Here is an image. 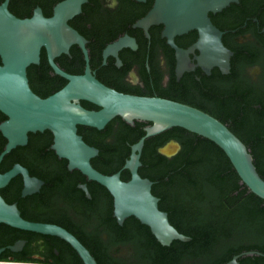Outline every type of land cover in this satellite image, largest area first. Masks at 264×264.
Listing matches in <instances>:
<instances>
[{
    "label": "water",
    "instance_id": "water-1",
    "mask_svg": "<svg viewBox=\"0 0 264 264\" xmlns=\"http://www.w3.org/2000/svg\"><path fill=\"white\" fill-rule=\"evenodd\" d=\"M86 1L61 0L54 5L50 16H45L41 7L36 6L32 15L24 18L9 11V0L0 3V111L6 116L0 122V133L6 139L0 152V162L13 148L27 144L29 132L49 130L52 133L50 148L59 158L67 160L68 169L79 170L88 180L108 190L112 196L113 214L119 225L125 218L133 216L148 226L159 243L169 245L175 239L189 241L191 238L170 224L167 212L158 207L159 198L151 192L152 181L141 177L138 168L145 138L170 127H182L214 142L225 153L241 182L264 200V179L258 174L249 149L220 120L199 108L171 99L117 91L96 78L89 65L86 38L68 24V20L81 12V6ZM237 1L153 0L152 7L134 26L147 32L150 25L163 24V35L178 56L182 51L174 44L173 37L197 29L200 41L206 43L204 57L210 66L217 65L225 73L229 66L228 51L222 45L220 32L211 23L208 13L219 11L230 2ZM72 44L79 46L84 57L85 67L81 74L68 73L54 61L60 54H68ZM124 46L135 48L134 38L125 35L107 44L103 56L116 55ZM42 48L50 67L66 80L60 89L46 97H40L31 89L27 76V67L39 63ZM81 100L96 105L98 109L83 107ZM117 116L130 124L134 120L151 122L145 127L144 135L130 147L129 157L122 166L130 173L126 181L120 178V170L104 174L95 169L90 160L98 154V149L87 144L77 133L78 125L101 130ZM179 148V143L171 140L157 151L169 157ZM17 175H21L23 180L21 196L37 192L43 183L31 176L26 167L15 163L8 170L0 172V189ZM79 188L90 197L86 184H80ZM0 223L57 236L76 251L84 264H98L89 250L67 229L56 224L24 219L17 204L7 203L1 194ZM21 244L18 242L7 248L18 251ZM3 250L0 248V254ZM252 254L262 253L244 251L234 255L225 264H238L240 255Z\"/></svg>",
    "mask_w": 264,
    "mask_h": 264
},
{
    "label": "trees",
    "instance_id": "trees-1",
    "mask_svg": "<svg viewBox=\"0 0 264 264\" xmlns=\"http://www.w3.org/2000/svg\"><path fill=\"white\" fill-rule=\"evenodd\" d=\"M2 1L0 0V3ZM56 1L58 0H9L8 9L17 17L24 18L31 16L33 9L39 6L45 16H50L51 7ZM64 56L67 61L70 58L73 61L63 65L64 71L72 74L83 72L85 62L80 49L71 47L69 54ZM89 59L91 65L90 53ZM75 64H79L76 65L79 67L74 68ZM27 76L31 89L40 97L54 93L66 83L63 77L51 69L44 48L41 49L39 63L27 67ZM100 81L120 92L158 96L184 103L175 95L162 91L159 85L155 86L154 93L132 90L124 86L115 87L108 82ZM244 87L246 106L243 108L237 98L230 99L226 106L218 109L189 105L209 113L224 123L249 149L256 170L264 179V98L256 95L253 86ZM231 89L235 95L240 94L238 84L232 85ZM257 102L262 104V113L252 107ZM80 104L87 109H98L88 101L81 100ZM4 119L6 116L0 111V122ZM150 124L151 122L143 120H134L133 124H130L117 116L101 130L78 125L77 133L87 144L98 149V154L90 160L95 169L104 174L120 170V178L126 181L130 178V173L129 170L122 169V166L129 157L131 145L144 135L145 127ZM169 140L177 141L180 149L168 157L160 154L157 148ZM5 143L6 139L0 133V152ZM51 143L52 133L49 130L29 132L26 145L17 146L4 155L0 162V172L8 170L14 163H19L28 169L31 176L43 178L48 182L49 178L46 177L49 174L48 162L57 158L50 148ZM140 162L138 173L152 181L151 192L159 198V209L167 212L170 224L180 233L189 236L191 238L189 241L175 239L169 245H162L148 226L141 224L133 216L125 218L123 225H119L112 215V196L108 190L99 183L88 180L77 169L73 170V173L77 175L78 182L87 184L91 197H86L75 183H69L65 188L70 192L80 193L87 209V220L97 218V225L103 227L102 230L108 233L109 238L113 239L118 233H124L125 238L135 239L138 238L136 233L144 232L148 241L145 253L149 264H225L234 255L249 250L262 254L240 255L237 258L238 264H264V200L241 182L225 153L214 142L182 127H170L144 139ZM37 168L41 170L37 171ZM62 173L68 171H60L59 174ZM21 187L22 180L20 175H17L0 189V194L7 203H17L24 219L35 221L36 209L31 204L23 208L18 201L22 198ZM0 226L16 233H35L3 223H0ZM63 226L88 248L98 264H102L101 259L105 260L106 264H114L107 252L110 244L104 243L98 229L92 234L85 232L81 226L78 230L68 225ZM140 244L139 242L141 253ZM0 257L8 258L3 254H0ZM14 259L32 258L24 256ZM44 261L61 264L47 259Z\"/></svg>",
    "mask_w": 264,
    "mask_h": 264
},
{
    "label": "flooded vegetation",
    "instance_id": "flooded-vegetation-1",
    "mask_svg": "<svg viewBox=\"0 0 264 264\" xmlns=\"http://www.w3.org/2000/svg\"><path fill=\"white\" fill-rule=\"evenodd\" d=\"M56 3L51 7V14ZM152 4L153 0H87L82 4L81 12L68 20V24L86 38L88 57L89 53L92 56L89 65L98 80L115 87L124 86L154 93L155 86L159 85L162 91L175 95L185 104L207 109L226 106L230 99L236 98L241 107H245L246 85L253 86L256 95L264 98V0H238L230 2L219 11L208 13L211 23L220 32L222 45L228 51L229 66L225 73L217 65L210 66L204 57L206 43L200 41L197 29L173 37L174 44L182 51L178 56L163 35V24L150 25L147 32L141 27H135V22L149 11ZM125 35L134 38L136 47L124 46L116 55L104 57L105 46ZM71 47L80 49L77 44ZM54 61L63 70V65L73 62L71 58L67 61L64 53ZM76 65L79 64L73 65L74 68ZM235 84L240 86L239 95L232 92L231 86ZM252 107L262 113L261 102L254 103ZM48 169L46 177L49 181L45 182L43 178L35 176L43 181L39 190L21 196L18 200L23 208L31 204L36 209L35 221L63 228V225H68L75 230L81 226L85 232L92 234L98 229L104 243L110 244L107 252L114 264H149L145 253L148 241L144 232L136 233L138 238L135 239L125 238L124 233L109 238L108 233L102 230L103 227L97 225V218L87 220V209L80 193L65 188L69 183H75L78 188L80 184H86L77 181V175L73 173L75 169L69 170L67 160L58 156L49 160ZM36 170L40 171L41 168ZM64 170L68 173L59 174ZM18 242H22L18 251L7 248ZM67 244L57 236L36 232L16 233L0 226V248H4L1 254L10 259L30 256L32 259H47L61 264H84L76 251ZM101 262L106 264L105 260L101 259Z\"/></svg>",
    "mask_w": 264,
    "mask_h": 264
},
{
    "label": "built area",
    "instance_id": "built-area-1",
    "mask_svg": "<svg viewBox=\"0 0 264 264\" xmlns=\"http://www.w3.org/2000/svg\"><path fill=\"white\" fill-rule=\"evenodd\" d=\"M0 264H52L44 260L30 259V260H15L10 258H1Z\"/></svg>",
    "mask_w": 264,
    "mask_h": 264
}]
</instances>
